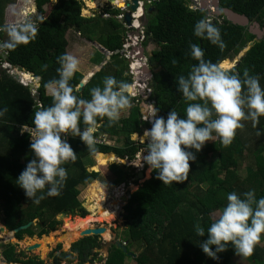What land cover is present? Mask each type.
I'll list each match as a JSON object with an SVG mask.
<instances>
[{"label":"trees","instance_id":"trees-1","mask_svg":"<svg viewBox=\"0 0 264 264\" xmlns=\"http://www.w3.org/2000/svg\"><path fill=\"white\" fill-rule=\"evenodd\" d=\"M32 1L36 14L30 18L38 27L35 39L27 44L18 45L15 49H3L5 60L0 55L1 63L4 61L11 67L39 77L38 97L35 98L28 87L15 81L0 68V109H7L0 117L2 225L10 232L28 222H33L27 229L15 233L17 240H21L23 235L35 236L32 234V227L36 223L39 224V229L35 234L40 238L54 230L55 225L58 224L55 220L56 216L61 213L74 215L75 208L79 204L78 186L87 185L99 176V171L86 170L84 160L91 159L97 153H109L108 155L114 157L116 155L127 163L133 162L135 154L141 151L144 145L132 141L130 137L133 134H141L150 126L141 119L142 115L137 106L141 101L140 98L130 95L129 116L119 119L114 123V127L108 126L107 118H103V122L98 118V129L94 133V136L105 134L110 139L115 128L117 135L123 137L122 146L94 145L96 152L92 153L78 136L68 135L66 140L77 158L63 165L67 170L63 187L58 195H45L39 204L31 203L23 190L16 185L17 177L33 158L29 135H20V128L22 126L32 128L34 112L41 106L47 107L52 103L45 84L49 80L59 78L56 71L59 67L57 57L67 53L66 32L73 29L91 42L94 40L91 36L92 32L99 28V36L95 39L99 40L101 50L106 53L98 65L89 68L84 75L85 78L79 72L74 73L69 84L73 87L75 95L90 99V89L95 86L102 87L103 78L107 76L103 73L104 68L110 73L108 76L132 84L131 75L125 73L128 70V63L121 55L123 33L121 24L116 19L102 18L105 22L101 26L90 25L98 17H83L81 15L83 4L79 0H56L48 13L45 12L44 7L50 4V0ZM209 1L212 4L213 0ZM215 1L217 3L216 7L213 6L215 9H229L246 17L250 24L255 22L260 29H264V0ZM10 2L12 0H0V28L7 27L3 18L4 15L5 17L8 15L5 6ZM152 6L153 11L146 19L145 42H150L156 50L146 55L151 72L148 80L150 82H147V90L150 92L146 97L153 107L159 109L158 116L166 118L170 109H175L180 116H183L187 102L182 94L177 92L176 80L180 75L186 76L191 66L197 63L190 55V45L195 43L200 47L204 52L205 60L227 65L226 70H229L232 68V62L226 59L237 56L255 37L247 26L234 25L222 14L218 17L211 15L208 18L206 10L189 9L187 0H157ZM120 11L114 9L108 13L117 15ZM204 18H208L209 22L219 28L221 39L225 43L223 50L207 39L193 35L194 24ZM115 51L119 53L115 54ZM146 52L144 49V55ZM108 54L111 56L106 60ZM244 69H248L250 75L258 74L260 85L264 88V39L255 42L239 59L233 70L242 75ZM31 77V84L37 87L38 78ZM81 82L84 84L78 92ZM131 91L133 92V89ZM242 123L244 126L240 129L246 132V135L235 134L228 146L222 145L219 140H213L205 144L198 153L189 149L194 152L195 159L189 162V173L184 182L163 185L156 179V173L152 172L149 179L140 183L120 211L128 227L127 235L124 236L128 241L123 245L124 250L122 247L112 245L105 264H123L125 257L131 258L134 264H232V258L236 254L230 246L224 252L218 253L216 260L208 258L202 252L199 242L207 239V233L203 237H198L195 226L199 224L207 229L214 220L212 214L219 213V210L226 205L228 193L235 191L240 194L254 189L257 198L264 196V116L259 117V123L255 127L251 120ZM244 153L252 156L254 167L246 168L247 179H240L236 171ZM209 155H212L211 162L207 161ZM97 158L105 159L106 155L98 154ZM98 161L103 160L98 159ZM96 168L94 166L93 170ZM100 168L101 172H109V179L113 184H119V188H123L127 177L133 178L123 174L124 167L117 164ZM88 200L95 202L92 209L95 215L105 210L102 206L104 196L101 190L99 192L94 188ZM86 213L82 207H79L81 216ZM94 214L90 216H95ZM158 228H161L160 232L157 231ZM260 241L264 242L263 236ZM259 242L255 244L251 256H241L246 264H264V245H259ZM100 245L97 236L79 239L71 245L70 252L59 251L58 245L56 254L52 256V263L67 264L74 260L77 264L92 263L97 257L94 250L99 249ZM132 245L139 253L134 257L128 252ZM72 254H75V257ZM1 255L6 263L43 264L37 257L29 258L24 252L16 253L15 246L10 243L3 245Z\"/></svg>","mask_w":264,"mask_h":264},{"label":"clouds","instance_id":"clouds-1","mask_svg":"<svg viewBox=\"0 0 264 264\" xmlns=\"http://www.w3.org/2000/svg\"><path fill=\"white\" fill-rule=\"evenodd\" d=\"M0 31L7 36L0 41V49L11 50L34 40L38 27L31 18L24 17L0 28ZM193 35L207 39L221 50L225 47L219 28L206 18L194 24ZM190 55L197 63L191 66L186 76L180 75L176 80V90L187 102L184 115L170 109L165 118L158 116L159 109L153 107L151 117L145 119L151 127L140 136L144 147L137 167L147 165V174L155 172L156 179L163 185L187 179L189 162L195 159L194 152L189 149L198 153L205 142L213 140L228 146L236 130L244 126L242 121L251 120L255 127L259 117L264 116V88L258 74L250 75L249 70L244 69L241 75L235 70H226L227 65L207 61L203 50L195 43L190 45ZM57 63L59 78L45 84L52 103L41 106L32 117L33 127L28 135L33 158L16 179V185L35 204H39L45 195L59 194L67 178L63 165L77 158L67 140L62 139V134L78 136L88 150L95 153L94 133L98 129V118L101 122L107 118V124L111 126L131 104L132 84L113 76L104 77L102 87L91 88L90 99L78 97L69 81L78 71L79 60L63 53L57 57ZM140 66L139 71L147 78L145 88H139L138 92L142 90L145 94L151 76L143 65ZM129 75L139 77L141 74L130 70ZM6 111L0 109V117ZM257 135H260L259 131ZM226 201L207 229L199 224L195 226L198 237L207 233V239L199 242V247L213 260L229 246L236 255L251 256L255 244L264 234V196L257 198L254 189L240 194L233 191L227 194ZM121 244L120 247L124 248Z\"/></svg>","mask_w":264,"mask_h":264},{"label":"rangeland","instance_id":"rangeland-1","mask_svg":"<svg viewBox=\"0 0 264 264\" xmlns=\"http://www.w3.org/2000/svg\"><path fill=\"white\" fill-rule=\"evenodd\" d=\"M79 1H81L83 4V8L81 10V15L83 17H86V18H97L98 17L97 19L93 20V22L90 23V25L96 24V26L97 25L101 26L102 24H104L103 22H105L103 19H109V18L117 19V21H119L120 23H123L124 22V13L127 11H130L129 7L126 6L125 8L121 7L120 8L121 11L117 15H111L110 13H108L111 10H114L117 7L122 6L121 3L124 0H114V5H110L109 3H107L104 0V2L100 3L98 5V7L94 8V9H89L87 7L86 0H79ZM127 1H128V6H129V3H131V0H127ZM202 1L203 0H187V6H188V8L196 9V8H199V5L201 4ZM204 1H206V6L209 8L202 7L201 9L208 11L209 15H207V16L209 18V16L211 17L212 11L215 8L211 5V2L209 0H204ZM55 2H56V0H50V4L46 5L44 7V10L46 13L49 12L50 7L52 5H54ZM149 8H152V10L148 11ZM5 9H6L5 11L8 12V15L6 17L4 15V18H3V22H4L5 26H8V25L14 23L15 21L22 19L24 17L30 18L31 16H35V14H36V8H35L32 0H12V2H10V4L8 3L5 6ZM20 11H23V12H21L22 14L20 13ZM152 11H153V6L152 5L149 6L147 4V2H145L144 6H143V10H142V16H141V19L139 20L142 28H144L146 25V19L148 18L147 15L150 14ZM131 12H134V11H130V13ZM5 14H6V12H5ZM120 14L123 15L122 20H119L117 18V16H119ZM246 26L248 27V30H249V26H252V23L251 24L248 23ZM103 27L104 26H102V28ZM98 29H97V31L92 32L91 36H93L94 40H92L91 42L89 40H87L86 38H84L82 35L79 36L80 34L78 32H76V34L73 32L74 33L73 34L71 31L68 30L69 32L67 31L65 34V39L67 41L66 52L77 57V59L80 62L79 63L80 64L79 71H80V73H83L84 75L89 70L90 67L94 66L90 61L91 57L94 56L93 57V58H95L94 61L100 63L106 55V53L101 50V47H100L101 45L98 43L99 40L95 39L99 36ZM258 30L260 32H262L260 29H258ZM136 34H139L138 30L134 32V36H136ZM1 36H2V40H5V38H7V36L4 32L1 33ZM74 36L76 37L75 39H73ZM261 37H262V39H264V33H262ZM144 42H140L138 44L141 45V47L143 48V52H144V48L145 49L147 48V50H146L147 52H146L144 57H146L148 59V56H146V55H150L153 50H156V47L154 45H152L150 42H145V44H144ZM74 43H77V46H79L78 50H74V46H75ZM0 52H2V49H0ZM133 52H134V49H133V51L129 52V54H131ZM241 52L237 56H235L233 59H226V60L232 62V68L234 67L235 63L237 61H239V59L241 58ZM129 59H130V57H129ZM125 61L128 63V70L125 73H127L129 75L130 70H132V71L135 70L136 74L140 73L139 70L134 69L135 68L134 64L131 65L133 62L132 60H130V62H128V60L126 58ZM137 63H141V62H137ZM0 68L2 70H4L8 76L12 77L14 80H17L16 79V76H17V70L16 69H11V66L4 64V63H1V62H0ZM147 68H148V73H149L150 69L148 67V63H147ZM103 73H104V75H107V76L110 75V73L106 71V68L103 69ZM21 74H22V79H23V73H21ZM131 77H132V83H133V81H137L138 83H140V84L142 83L144 85L145 79L147 78V75H145V73H144L143 80H142V78L140 79L141 82L139 81L138 77H133V76H131ZM27 80L30 81L29 76H27ZM21 81L23 82V80H21ZM29 81H28V83H29ZM88 81L89 80H87V82ZM83 82H84V80H83ZM147 82H150V81H147ZM37 84H39V83H37ZM134 86L136 87V85H134ZM147 88H148V85L146 83V89ZM132 89H133V92L132 91L130 92L131 96L134 94L135 89L137 90V91H135V93L137 92V94H138L136 98L139 97L141 100V101H139L137 106L139 107L140 114H142L141 119L145 120L151 116L150 111H152L153 107H152L151 103H149L150 101L145 96V94H140L138 92V90H139L138 88L132 87ZM132 106L135 107V105H132ZM129 114H130V107L127 110L122 112L120 119L127 118L129 116ZM111 126L114 127V124ZM150 127H151V125L149 126L148 129H150ZM236 134L246 135V132L242 131L241 129H237ZM142 135H143V133L142 134H133V135H131L130 139L132 141H137L138 143H141L140 136H142ZM112 139H113V141L110 143H115L114 146H122L123 145V137L121 135H119V136L117 135V130H115V128H114V134L111 137V140ZM145 143H146V141H145ZM209 143H211V141L205 142V144H209ZM108 156L109 155H107L106 158L103 159V161H98V159H97L98 155H96L95 158L93 157V158L85 161L86 162V170L88 172L99 171V176L92 183H89V184L79 188L80 193L77 197V202L79 204L75 208L74 215H71V218L60 220L56 216L55 220L58 222V224L55 225L54 230L50 231L46 235L41 236L40 238H38L37 235L35 234L36 231H38V229H39V226H38L39 224L37 225V223L34 224L32 227V229H33L32 234L35 235L33 237H28L26 235H23L21 240H17L15 238V235H13L12 231H10L12 233L11 234L12 238L3 235V233H0V262H1V264H5V260L1 256V251H2L3 245H5L7 243H10V244L15 246L16 253L24 252L26 257H29V258L30 257L31 258L37 257V259L42 261L43 264H53L52 263V258H53L52 256L54 254H56V252H57L56 247L59 245L60 246L59 251L70 252L71 245L73 243H75L76 241H78L79 239H81V237L79 236V232L84 231L88 228L94 229V228H99V227H103V228L106 227L107 228L106 232L108 235L106 236L105 233L98 235V237H99L98 240L100 239V241H102V242L110 239V241L112 243H114L115 241H118L120 244L122 243L121 245H125L127 243L128 239L127 238L125 239L124 236H125V234L127 235L128 227L124 223L125 220L122 216L123 214L120 213L121 207H122V205H124L126 203V201H123L121 198L122 197H126V198L129 197V195L132 193V191H134L133 189L139 187V185H140L139 181H144L146 179V177H144V178L137 177L136 174H138L139 172L144 173L146 171V169L148 168V166L143 165L142 167H137L140 163L141 151H138L135 154L134 161L131 162V164H129V165L120 162L118 159L111 160V162L108 163V161H110L109 159H107ZM211 156L212 155L208 156L207 161H209V162L212 161ZM106 163H107V165L108 164L109 165L117 164L119 166H122V167H124V168H122L124 170L123 174L133 176V178L127 177V179L124 181L123 188L118 187V191H119V195H120L118 198H114L115 195L112 194V191L114 188H116V186H113L111 183H109V180L107 183L104 180L105 174L103 172H101V168L97 167L101 164H106ZM141 163L143 164L142 160H141ZM92 164H95V168L97 167L95 170H93L94 165L92 166ZM251 166L254 167L252 156L247 155V153H244L243 159H241L238 162V168L236 171V173L238 174V177L240 179H247L248 176L246 174V168H248V167L252 168ZM253 170H255V169L253 168ZM254 177H256V175H254ZM128 182H130L129 184H133L134 186L133 185L130 186L129 184L126 186V184ZM94 188H96L97 191L99 190V192H100V190L103 192V196H104L103 202L104 203L102 204V206L104 207L103 209H105L104 211L106 212V218L104 220H101L100 222H96V221L92 220L93 222H88L86 224V229L79 230L78 232H76L75 236H74V234L72 236H70V234H68V231L71 232V230L66 228L67 225L69 226V224H71V223H77L78 222V224L81 226L80 222L82 221L83 218L94 214V213H92L93 212L92 209H93V206L95 205L94 204L95 202L93 200H88L89 196H91L92 190ZM104 188H107V190L105 191ZM192 192H193V190H192ZM113 200H116L117 206L111 208V202ZM79 207H82L87 213L85 215L81 216L79 214ZM96 213H97V211H96ZM98 214L97 215L94 214L95 215L94 217L97 218ZM218 214H219L218 212L213 213L212 218L215 219L218 216ZM109 215H111V218H109ZM2 217H3L2 206H1V202H0V226L2 225ZM61 229H62V231H61ZM58 231H59V233H58ZM157 231L160 232L161 228H158ZM7 233H9V231ZM49 235H50V238L47 239L48 242L44 243V239L46 237H48ZM65 235H67V236H65ZM262 236L264 237V234H262L261 237ZM34 243H36V244L41 243V245L39 246V248H37L33 251H27L26 248L29 245H32ZM258 244L263 246L264 242L260 241ZM43 245H44L45 250L42 251ZM94 252L96 253L97 257H95V259L92 261V263H84V264H105V262L108 258V255H110L109 252L107 253L108 254L107 255L105 253V249H102V248L95 249ZM128 252L129 253L131 252L130 254L133 257H134V255L139 254L138 251L135 249L134 245L131 246V248ZM72 256L75 257V254H72ZM99 257H102V260L99 262H96V260ZM123 261H124L123 264H134L132 259L129 257H125ZM76 262L77 261L74 260L72 263H67V264H77ZM62 264H65V263H62ZM232 264H246V263L244 262L243 258L240 255H235L232 258Z\"/></svg>","mask_w":264,"mask_h":264},{"label":"bare ground","instance_id":"bare-ground-1","mask_svg":"<svg viewBox=\"0 0 264 264\" xmlns=\"http://www.w3.org/2000/svg\"><path fill=\"white\" fill-rule=\"evenodd\" d=\"M156 0H138L137 1V3L138 4H140V6H142V8H143V6H144V3L145 2H147V4L149 5V6H151L154 2H155ZM102 2H104V0H86V5H87V7L89 8V9H94V8H96V7H98V5L100 4V3H102ZM122 4V3H121ZM200 4V3H199ZM130 5V4H129ZM212 5V4H211ZM213 6V5H212ZM117 7V6H116ZM202 7H206V8H209V7H207L206 6V1H202L201 2V4L199 5V8H196V9H200V10H202L201 8ZM117 8H119V7H117ZM116 8V9H117ZM189 9H191V8H189ZM223 9H226V8H223ZM119 10H121V9H119ZM191 10H195V9H191ZM229 10V9H228ZM231 11V10H230ZM207 12V14H206V17H208L207 15H209L208 14V11H206ZM217 12H220L219 14H217ZM126 13V12H125ZM125 13H124V15H125ZM131 15H130V17H131V21H130V24L129 25H127L126 24V22H125V20H124V22L123 23H120L121 24V31H122V38H121V40H122V49H121V55H122V57L126 60V58H127V60H128V62H130V60H132L133 62V64H134V69H136V70H139L138 69V67H139V65H137V64H141V65H143L147 70H148V68H147V63H148V59L146 58V57H144L145 55H144V52H143V48L141 47V45H139L138 43H140V42H144L145 40H146V35H145V27L144 28H142L141 27V24H140V22H139V20L141 19L140 18V12H139V10L138 9H135L134 10V12H131L130 13ZM221 14L223 15V13H222V9L221 10H219V9H214L213 11H212V15H216V16H221ZM236 14V13H235ZM224 16V15H223ZM242 16V15H241ZM225 17V16H224ZM226 18V17H225ZM246 18V17H245ZM206 19H208V18H206ZM227 20V19H226ZM248 20V19H247ZM228 21V20H227ZM230 22V21H229ZM232 23V22H231ZM248 23H249V21H248ZM233 24V23H232ZM254 24H257V23H255V22H253L252 23V26L251 27H253L254 26ZM235 25V24H234ZM239 26V25H238ZM257 26H258V29H260V27H259V25L257 24ZM141 27V28H140ZM254 28V27H253ZM258 29H256V30H258ZM138 30V32H139V34H136V36H134V32L135 31H137ZM261 31H262V33H264V29H260ZM262 33H260V34H258L259 35V38H260V40H262V37H261V35H262ZM254 40L253 41H251L253 44L256 42L255 41V39H256V36L254 35ZM259 40V41H260ZM258 41V42H259ZM251 42H249V43H251ZM248 43V44H249ZM248 44H247V46L242 50V52H241V58L243 57V55L245 54V52L247 51V50H249L251 47H249L248 46ZM133 49H134V52L133 53H131V54H129V52H131V51H133ZM129 51V52H128ZM0 55L1 56H3V55H5L3 52H0ZM109 55V58H110V56H111V54H108ZM129 57H130V59H129ZM3 58V57H2ZM240 58V59H241ZM141 62V63H137V62ZM2 63H4V61H2ZM5 64V63H4ZM237 64H238V61L235 63V65H234V67H236L237 66ZM234 67L233 68H231V69H229L228 71H232L233 69H234ZM149 73L151 74V72L149 71ZM17 75H20V76H16V81L18 82V83H20L21 85H23V86H25V87H28L29 88V90H30V92L32 93V95L36 98V97H38V93H37V89H33V86H32V84H31V81H32V77H31V75L30 74H28V73H23V79H22V74L19 72H17ZM27 76H29V78H30V81L29 80H27ZM21 80H23V82L21 81ZM28 81H29V83H28ZM136 85V88H140L141 89V87L136 83L135 84ZM132 87H135V86H131V89H132ZM153 107V106H152ZM148 109V108H147ZM150 109V108H149ZM146 110V109H145ZM151 112V114L150 115H152V111H150ZM151 117V116H150ZM23 127H26V128H28V129H32V128H29V127H27V126H22L21 128H20V130L23 128ZM143 133V132H142ZM141 133V134H142ZM24 134H26V133H24ZM95 137V145H104V144H102V143H100V141L102 140V138H108V136L107 135H105V134H100V135H97V136H94ZM66 138V134H62V139H65ZM30 142V141H29ZM111 155V154H110ZM113 155V154H112ZM115 155V154H114ZM116 157V156H115ZM115 157H113V156H109V158H107V159H113V160H115L116 158ZM97 159H100V160H103V159H101V158H97ZM118 160L120 161V162H122V163H124V164H131V163H127L125 160H123V159H120V158H118ZM109 162V161H108ZM147 172H148V168L146 169V171L144 172V173H138L137 174V177H139V175H141L142 177L141 178H144V177H146V179L144 180V181H146L147 179H149L150 177H151V174H147ZM140 179V178H139ZM138 179V180H139ZM143 181H139V184L140 183H142ZM130 182H128L127 183V185L129 184ZM130 186L131 185H133V184H129ZM134 186V185H133ZM128 189V188H127ZM138 188H135V189H133L134 191L135 190H137ZM129 190V189H128ZM131 191V190H130ZM134 191H132V193L134 192ZM128 198L129 197H122L121 199L123 200V201H127L128 200ZM115 204V203H114ZM114 204H113V206H114ZM91 218V219H90ZM94 218V219H93ZM106 218V212L105 211H102V212H99V214H98V216H97V218H95L94 216H87V217H85V218H83L82 219V221L80 222V224H81V226L78 224V222L77 223H71V224H69V226L67 225L66 226V228L67 229H70L71 230V232L70 231H68V234H70V236H72L73 234H74V236L76 235V232H78L79 230H84V229H86V224L88 223V222H93L92 220H94V221H96V222H100L101 220H104ZM109 218H111V215H109ZM31 226V225H30ZM77 230V231H76ZM61 231H62V229H61ZM8 231L1 225L0 226V233H3V235H5V236H7V237H11L12 238V233H13V231H12V233L11 232H9V233H7ZM17 233V232H16ZM58 233H59V231H58ZM13 235H15V233H13ZM105 235L107 236L108 234H107V232L105 233ZM65 236H67V235H65ZM50 238V235L48 236V237H46L45 239H44V243L45 242H48V240L47 239H49ZM43 243V242H42ZM36 244V243H35ZM39 245H41V243H38ZM43 250H45V248H44V245L42 246V251ZM0 264H1V262H0Z\"/></svg>","mask_w":264,"mask_h":264},{"label":"water","instance_id":"water-1","mask_svg":"<svg viewBox=\"0 0 264 264\" xmlns=\"http://www.w3.org/2000/svg\"><path fill=\"white\" fill-rule=\"evenodd\" d=\"M105 1H106L107 3H109L110 5H114V0H105ZM137 1H138V0H131V5L127 6V7H129L130 11H134L135 9H137V7H138V3H137ZM212 4H213L214 7L217 6V3H216L215 0L212 1ZM151 10H152V8H149V9H148V11H151ZM130 11H127V12L125 13V15H124V20H125V22H126L127 25H129V24H130V21H131ZM219 13H220V12H217V14H219ZM222 13H223V15L226 17V19H227L228 21L232 22V23L235 24V25L246 26V25L248 24V20H247V18H245L244 16H241V15L235 14L234 12H232V11H230V10H228V9H222ZM253 27H254V28H253ZM253 27L249 26V31H250L251 34H253V35L256 36L255 41L258 42V41L260 40L258 34H260V33H262V32H260L259 30H256V29H258L257 24H254ZM252 45H253L252 42L248 44L249 47H251ZM117 53H119V52H118V51H115V54H117ZM2 57H3L4 60L6 59V55H3ZM106 60H109V55L106 56ZM104 63H105V62H104ZM104 63H103V64H104ZM98 70H99V68L96 69V71H98ZM146 73H148V70H146ZM83 84H84L83 82H81V83L79 84L78 92H80L81 87L83 86ZM139 93L142 94L143 91L140 90ZM104 155L107 156V154H104ZM139 177H142V176L139 175ZM57 217H58V219L61 220V219L71 218V215L66 214V213H61V214L58 215ZM32 224H33V222H28L27 224H25V225H23V226H19V227H17L16 229L13 230V233H16V232H18V231L25 230V229H27V228H28L30 225H32ZM102 233H106V228H103V227L94 228V229H93V228H88V229H86V230H84V231L79 232V236H80L81 238H84V237H89V236H98L99 234H102ZM39 246H40L39 244H35V243H34V244H32V245H29L26 249H27V251H33V250L39 248ZM119 246H120V245H119ZM123 250H124V248H123ZM105 253H106V251H105ZM129 254H130V253H129ZM101 260H102V257H99V258L96 260V262H99V261H101Z\"/></svg>","mask_w":264,"mask_h":264},{"label":"crops","instance_id":"crops-1","mask_svg":"<svg viewBox=\"0 0 264 264\" xmlns=\"http://www.w3.org/2000/svg\"><path fill=\"white\" fill-rule=\"evenodd\" d=\"M23 12V11H22ZM116 21H117V19H116ZM118 23H119V21H117ZM69 31H71L72 33L74 32L75 34H76V31L75 30H73V29H70ZM68 31V32H69ZM1 31H0V36H1ZM73 33V34H74ZM80 36V35H79ZM76 37L74 36V38L73 39H75ZM5 39H7V38H5ZM0 41H2V36L0 37ZM74 50H78L79 49V46H77V43H74ZM146 50H147V48H146ZM2 52H3V49H2ZM5 54V53H4ZM94 57V56H93ZM93 57H91V59H90V61H91V63L94 65V66H96V65H98V62H96V61H94L95 60V58H93ZM5 63V62H4ZM80 63V62H79ZM5 64H7V63H5ZM8 65V64H7ZM10 66V65H9ZM11 69H16L17 70V72L19 73H28V74H31V76H33L34 78H38V83H39V77H37V76H35V75H33L32 73H29V72H25L24 70H22V69H19V68H15V67H11ZM79 69H80V64H79V66H78V71L77 72H79L80 73V71H79ZM82 75H83V77H84V74L83 73H81ZM17 76H19V75H17ZM85 78V77H84ZM16 81V80H15ZM34 85V84H33ZM32 85V86H33ZM38 87H39V84H37V87H33V89H38ZM47 93L48 94H50L49 93V90L47 89ZM142 115V114H141ZM67 134H66V138L65 139H67ZM111 142L113 141V139L111 140V138L109 139ZM112 144H115V143H112ZM98 154H100V155H104V154H109V153H97V154H95L94 155V158H95V156L96 155H98ZM109 156H111V155H109ZM116 156V155H115ZM114 157V156H113ZM93 158V157H92ZM116 159H118V157L116 156L115 157ZM109 160H113V159H109ZM86 160H84V163H85V165H86V162H85ZM111 161H109L108 163H110ZM95 166V164H92V166ZM93 166V167H94ZM106 166H109V164L107 165H105V166H97L98 168H100V167H106ZM94 172H96V171H94ZM98 172V171H97ZM103 173H105V176H104V180L108 183V180H109V183H111L113 186H116V187H118V185L119 184H113V182L111 181V179H109V172H104L103 171ZM113 179V178H112ZM95 181V180H94ZM85 186V185H84ZM80 187H82L81 185L80 186H78V189L80 188ZM104 190L106 191L107 190V188H104ZM117 190V189H116Z\"/></svg>","mask_w":264,"mask_h":264},{"label":"flooded vegetation","instance_id":"flooded-vegetation-1","mask_svg":"<svg viewBox=\"0 0 264 264\" xmlns=\"http://www.w3.org/2000/svg\"><path fill=\"white\" fill-rule=\"evenodd\" d=\"M130 5H131V3H129ZM122 6H120L119 7V9L122 7V8H125L126 6H128V1L127 0H124V1H122V4H121ZM118 9V8H117ZM137 9L139 10V12H140V18H141V16H142V10H143V8H142V6H140V4H138V7H137ZM130 10V9H129ZM145 49V48H144ZM145 51H146V49H145ZM139 74H141V75H139V77H138V79L140 80L141 78H142V80H143V75H144V73L143 72H140ZM107 158H109V156L107 157ZM137 175V174H136ZM93 182V181H92ZM92 182H90V183H92ZM126 186H127V184H126ZM117 189V190H116ZM116 190V191H115ZM112 194H114L115 195V197L114 198H118L120 195H119V191H118V187H116V188H114L113 189V191H112ZM130 196V195H129ZM120 200V199H119ZM107 203V202H106ZM115 203V204H114ZM113 204H114V206H113ZM117 206V202H116V200H113L112 202H111V208L112 207H116ZM120 206V205H119ZM123 206V205H122ZM106 228V227H105ZM107 229V228H106ZM122 238V237H121ZM116 245V246H119V242L118 241H115L114 243H112L111 241H110V239L109 240H105L104 241V243H102L101 244V246H100V248H102V249H105V251H106V254L109 252V248L112 246V245ZM120 247V246H119ZM108 255V254H107ZM2 256V255H1ZM5 264H11V263H6V261H5Z\"/></svg>","mask_w":264,"mask_h":264},{"label":"built area","instance_id":"built-area-1","mask_svg":"<svg viewBox=\"0 0 264 264\" xmlns=\"http://www.w3.org/2000/svg\"><path fill=\"white\" fill-rule=\"evenodd\" d=\"M117 18L119 19V20H122V18H123V15L122 14H120L119 16H117ZM133 64V63H132ZM131 64V65H132ZM139 65V69L141 68V66H140V64H138ZM138 84L141 88H145V83H144V85L141 83H138L137 81H133V83H132V86H134L135 84ZM136 88V87H135ZM135 91H137L136 89H135ZM135 91H134V94L132 95V97H137V92L135 93ZM145 96H148V94H149V90H147V89H145ZM24 133H26V134H29L30 135V133H31V129H28V128H26V127H23L21 130H20V135H22V134H24ZM29 141H30V138H29ZM111 141L108 139V138H102V140L100 141V143H102V144H104V145H107V146H112L113 144L112 143H110Z\"/></svg>","mask_w":264,"mask_h":264}]
</instances>
